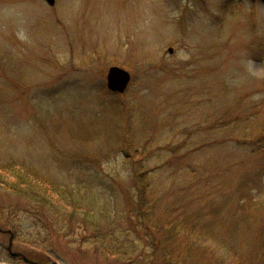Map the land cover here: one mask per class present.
Masks as SVG:
<instances>
[{
    "label": "rangeland",
    "instance_id": "374dc122",
    "mask_svg": "<svg viewBox=\"0 0 264 264\" xmlns=\"http://www.w3.org/2000/svg\"><path fill=\"white\" fill-rule=\"evenodd\" d=\"M114 66L131 74L125 93L107 90ZM133 138L158 206L189 209L204 248L155 249L129 230L120 148ZM12 159L93 187L138 244L118 257L83 224L46 222L0 190L1 228L16 227L13 249L40 264H220L237 251L264 264V0H0V162ZM9 239L0 231V264H26Z\"/></svg>",
    "mask_w": 264,
    "mask_h": 264
},
{
    "label": "trees",
    "instance_id": "16d2710c",
    "mask_svg": "<svg viewBox=\"0 0 264 264\" xmlns=\"http://www.w3.org/2000/svg\"><path fill=\"white\" fill-rule=\"evenodd\" d=\"M220 126L224 125L216 127ZM137 142L134 138L129 139L123 142L127 145L120 148L122 156L125 157L124 163L128 162L127 171L130 172L134 192V201L129 202V204L132 203V208L128 212L129 219H132L129 230L132 233L139 234L141 231L146 233L147 241L150 239L149 244L155 249H158L160 245L170 246L169 243L180 238L187 243H192L193 246L204 248V241L195 237L197 229L195 223L190 220L189 209L180 211V209L172 208L169 213V208L164 209L163 212L162 206H158V201L152 196L154 186L151 173L153 170L147 168L146 159L148 157L145 153L139 152L140 147ZM149 145L148 141L144 148L147 149ZM130 158H132L131 161ZM0 190L28 201L32 205V214L45 216L46 222L57 224L62 228L67 226V230L70 231L73 224H83V228L93 232L95 237L93 244L103 250L107 249L106 245L109 246L113 255L125 258L136 253L138 244L135 237L130 235L129 230L124 231V235H118V231L122 229L117 224V216L112 215L114 207L110 206L106 199H102L91 186L66 185L48 179L36 167L27 165L18 159H12L0 162ZM54 219L57 221L53 222ZM5 222L8 223V221ZM10 229L16 237L17 228L10 226ZM155 233L163 236L161 242H155ZM118 244L122 248L112 249V245L114 248ZM261 249L264 258L263 240H261ZM207 251L212 252L211 249ZM166 253H176V250L171 248ZM238 253V251L237 253L229 252L220 264H244ZM177 256L180 258L182 255ZM185 257L178 258L181 264L188 258Z\"/></svg>",
    "mask_w": 264,
    "mask_h": 264
},
{
    "label": "water",
    "instance_id": "95a60500",
    "mask_svg": "<svg viewBox=\"0 0 264 264\" xmlns=\"http://www.w3.org/2000/svg\"><path fill=\"white\" fill-rule=\"evenodd\" d=\"M56 0H47V2L50 5H54ZM169 53L173 54L174 53V49L173 48H169ZM132 77L129 71L121 68V67H111L109 69L108 75H107V87L110 91L115 92V93H125L131 83ZM10 246H9V250L11 251V247H12V237L10 240ZM13 256H18L20 255L19 253H14L12 252ZM23 259L26 263H31V260H29L26 256H23ZM37 264V263H36ZM50 264H57L55 262L50 263Z\"/></svg>",
    "mask_w": 264,
    "mask_h": 264
},
{
    "label": "flooded vegetation",
    "instance_id": "af4514ba",
    "mask_svg": "<svg viewBox=\"0 0 264 264\" xmlns=\"http://www.w3.org/2000/svg\"><path fill=\"white\" fill-rule=\"evenodd\" d=\"M1 231H4V230H1ZM14 238H15V236H14ZM13 245H14V239H13ZM13 245H12L11 251H13ZM8 252H9V251H8ZM13 252H14V251H13ZM14 258H16V259H21V260L23 261L22 256H17V257H14ZM29 264H32V263H29Z\"/></svg>",
    "mask_w": 264,
    "mask_h": 264
}]
</instances>
